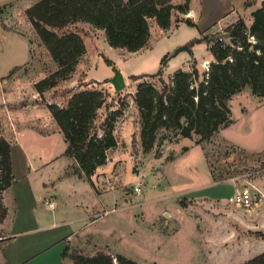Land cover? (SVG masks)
<instances>
[{
	"label": "rangeland",
	"instance_id": "rangeland-1",
	"mask_svg": "<svg viewBox=\"0 0 264 264\" xmlns=\"http://www.w3.org/2000/svg\"><path fill=\"white\" fill-rule=\"evenodd\" d=\"M37 1L0 0V80L24 65L16 73L22 78L17 88L24 86L25 98L31 85L57 69L25 15V10ZM263 1L191 0L197 26L186 22L177 25L174 18L171 28L164 31L151 20L149 45L136 53L110 47L105 33L102 35L90 24L70 26L84 39L87 52L70 79L46 93L48 99L62 103L68 98V88L82 84L104 91L106 108L113 106L124 113L114 131L119 147L109 153L108 164L95 179L102 195L100 208L95 210L100 220L94 227H86L85 234L92 238L80 241L81 245L68 246L69 254L104 252L117 264L129 260L140 264H242L257 255L254 242L264 241V227L263 231L252 230L260 228L261 220L264 226V207L245 211L228 199L235 193L234 180L238 187L246 184L247 174L251 175L249 180L264 181V97L245 88L230 102L229 126H220L210 139L199 143V136L175 138L171 132L161 130L152 150L145 152L140 112L133 94L141 82L156 83L157 79L133 77L155 75L163 69V78L169 81L178 71L190 70L195 61L201 74L208 72L212 55L207 43L201 41V31L205 35L221 34L240 18L250 27L252 13ZM190 12L179 17L189 18ZM251 41L256 42L253 37ZM185 45L189 51L174 55ZM106 59L113 65L109 66ZM207 60L209 64L205 63ZM114 67L122 72L126 82L120 94L110 83ZM30 98L29 93L24 106ZM3 103L0 97V120L5 116L9 121L5 107L12 105ZM106 108L99 111V119ZM163 135L168 137L164 141ZM65 148L61 133L52 135L45 146L36 147L53 158L49 170L54 174L70 160ZM85 184L87 191L89 185ZM70 188L62 181L56 186L67 198L72 197ZM237 218H257L253 221L258 224L249 230ZM3 233L0 226V245ZM66 259L65 264H74L69 255Z\"/></svg>",
	"mask_w": 264,
	"mask_h": 264
},
{
	"label": "trees",
	"instance_id": "trees-1",
	"mask_svg": "<svg viewBox=\"0 0 264 264\" xmlns=\"http://www.w3.org/2000/svg\"><path fill=\"white\" fill-rule=\"evenodd\" d=\"M191 0L175 4L174 0H38L25 10V15L42 45L56 64V70L34 84L39 101L58 125L67 145L65 155L76 165L68 168V176H78L96 188L94 177L108 164L109 153L118 147L115 125L123 109L107 107V95L99 88L82 84L68 88L62 103L50 101L47 92L75 73L87 48L82 36L71 25L87 23L105 32L107 43L114 49L136 53L144 49L151 37V20L164 31L173 20L197 26L189 18H180L191 11ZM3 11V8L1 9ZM202 38L212 55L208 75L201 74L193 63L190 70L178 71L171 80L163 78V69L151 76L133 77L157 79L156 83L141 82L136 89L134 104L139 108L141 140L145 152L152 150L160 131L171 132L175 138L192 139L201 143L210 139L220 128L230 123V102L245 88L264 97V1L252 13V25L240 18L221 34ZM256 42H252L251 38ZM190 47L192 45L189 44ZM166 57L163 64H167ZM109 66L113 65L106 59ZM15 68L10 76L14 75ZM59 104V105H58ZM106 108L99 119V111ZM168 137L162 136L164 141ZM264 154V153H263ZM16 183L12 165L11 143L0 138V226L7 218L4 194ZM264 238L263 232L261 233ZM64 251L74 264H117L107 253L85 255ZM122 264H140L129 260ZM242 264H264V252Z\"/></svg>",
	"mask_w": 264,
	"mask_h": 264
},
{
	"label": "crops",
	"instance_id": "crops-1",
	"mask_svg": "<svg viewBox=\"0 0 264 264\" xmlns=\"http://www.w3.org/2000/svg\"><path fill=\"white\" fill-rule=\"evenodd\" d=\"M190 14L193 15L190 19L197 22L192 8ZM100 33L103 35L105 32L100 30ZM18 73L15 72L12 76L9 74L0 80L1 101L3 103L5 99L3 104L7 105L9 102L12 105L10 108L5 107L9 121L5 116L0 120V138L3 136L11 143L12 165L16 178L15 185L3 197L8 214L2 226L4 233L0 245V264H65L67 259L63 253L68 246L81 245L80 241L92 238L85 234L86 227H94L100 220L95 210L100 208L102 195L97 185L94 188L85 178L66 174L68 168L76 165V161L69 156L67 158L70 160L61 171L54 174L49 170L53 158L45 156L36 147L41 144L45 146L52 135L61 132L51 112L40 103L34 85L30 87L31 98L27 106H24V100L29 93L25 98L24 86L17 88V85L22 83ZM42 114L44 116H41ZM47 124L50 125L46 126ZM28 131L32 134H23ZM95 179L96 176L94 181ZM61 181L71 187V198L56 189ZM85 183L89 185L87 191ZM254 183L264 191V181L256 179ZM234 188L236 191L235 186ZM108 191H111V188ZM259 206L264 207V200L250 208L235 207L255 211ZM79 209L81 211H78ZM237 219L242 227L249 230L259 223L260 228L252 231H263L262 220L256 223L254 219L257 218ZM254 245L257 255L264 252V241L254 242Z\"/></svg>",
	"mask_w": 264,
	"mask_h": 264
},
{
	"label": "built area",
	"instance_id": "built-area-1",
	"mask_svg": "<svg viewBox=\"0 0 264 264\" xmlns=\"http://www.w3.org/2000/svg\"><path fill=\"white\" fill-rule=\"evenodd\" d=\"M245 176L244 177L246 184L244 186L238 187L237 182L234 180V186L236 187V191L232 196L229 197L228 200L229 203L233 206L250 208L254 205H259V203L264 200V191L260 187H258L254 183V181L249 180V178L251 177L250 174H247ZM137 191H139L138 187Z\"/></svg>",
	"mask_w": 264,
	"mask_h": 264
},
{
	"label": "water",
	"instance_id": "water-1",
	"mask_svg": "<svg viewBox=\"0 0 264 264\" xmlns=\"http://www.w3.org/2000/svg\"><path fill=\"white\" fill-rule=\"evenodd\" d=\"M189 50H190V47L188 45H185L181 47L179 50H177L174 55H178L179 53L183 51H189ZM113 70H114V76L112 79H110V83L113 85L116 93L120 94L126 88L125 78L120 70H118L115 67Z\"/></svg>",
	"mask_w": 264,
	"mask_h": 264
},
{
	"label": "bare ground",
	"instance_id": "bare-ground-1",
	"mask_svg": "<svg viewBox=\"0 0 264 264\" xmlns=\"http://www.w3.org/2000/svg\"><path fill=\"white\" fill-rule=\"evenodd\" d=\"M189 16H190V17H193L192 14H190ZM190 17H189V18H190ZM205 63H206V64H209L210 62H209V61H206Z\"/></svg>",
	"mask_w": 264,
	"mask_h": 264
}]
</instances>
